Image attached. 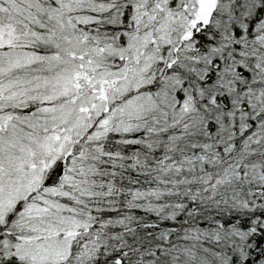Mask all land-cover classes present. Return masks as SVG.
<instances>
[{
  "label": "snow or ice",
  "instance_id": "6c2138e0",
  "mask_svg": "<svg viewBox=\"0 0 264 264\" xmlns=\"http://www.w3.org/2000/svg\"><path fill=\"white\" fill-rule=\"evenodd\" d=\"M0 264H264V0H0Z\"/></svg>",
  "mask_w": 264,
  "mask_h": 264
}]
</instances>
